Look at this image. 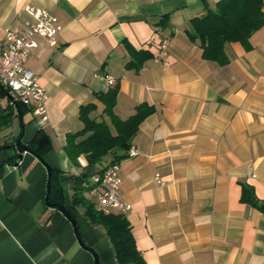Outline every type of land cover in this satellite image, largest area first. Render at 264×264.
I'll return each mask as SVG.
<instances>
[{
  "label": "crops",
  "instance_id": "crops-1",
  "mask_svg": "<svg viewBox=\"0 0 264 264\" xmlns=\"http://www.w3.org/2000/svg\"><path fill=\"white\" fill-rule=\"evenodd\" d=\"M218 1L0 0V45L7 29L22 27L27 6L62 25L57 45L37 38L26 62L47 95V122L26 107L20 119L13 106L11 123L0 126V264H94L90 250L98 264H118L104 230L71 206V179L86 175L88 188L113 155L91 166L80 156L74 167L63 151L66 135L83 128L82 106L94 104L91 118L114 132L97 98L110 89L106 77L118 86V118L142 103L154 107L131 142L138 155L120 170L124 216L145 264H264V211L240 200L252 188L264 203V26L248 49L226 45L227 65L203 60L185 30ZM139 51L151 58L128 67ZM9 105L0 94V116ZM40 130L51 143L41 158L59 173L82 245L70 221L45 204V166L7 148L19 136L29 147Z\"/></svg>",
  "mask_w": 264,
  "mask_h": 264
},
{
  "label": "trees",
  "instance_id": "trees-1",
  "mask_svg": "<svg viewBox=\"0 0 264 264\" xmlns=\"http://www.w3.org/2000/svg\"><path fill=\"white\" fill-rule=\"evenodd\" d=\"M263 3L264 0H219L213 10L206 8L202 16L191 19L185 33L188 39L201 49L203 60L225 66L229 61L225 53L226 45L239 43L248 49L252 34L264 26ZM166 18L167 16L158 23L159 27L165 24ZM149 58L151 54L147 52H136L128 67L138 70ZM0 94L5 95L1 87ZM117 94L118 86L115 85L106 93L97 96L104 105L103 113L110 119L114 132L105 122L91 118L90 114L95 110L94 104L80 107L79 119L83 123V128L78 132L68 133L63 146V151L72 166L79 167L80 156H84L90 166L99 164L110 154L113 155L110 164L123 160L140 124L154 113L153 106L142 103L135 107L132 116L124 120L118 118L113 112ZM13 106L10 104L8 108L2 110L0 126H8L11 123L14 117ZM15 106L21 113L24 106ZM29 148L34 154L43 157L51 150V143L48 136L40 130L30 142ZM58 174L52 169L49 203L63 204L65 207ZM86 183L87 177L84 174L71 179V206L81 208L82 215L92 225L104 230L118 264H145L125 216L114 212L105 214L95 211L93 205L84 198ZM240 200L264 211V203L255 197L252 188H244ZM65 208L70 212L69 207Z\"/></svg>",
  "mask_w": 264,
  "mask_h": 264
},
{
  "label": "built area",
  "instance_id": "built-area-1",
  "mask_svg": "<svg viewBox=\"0 0 264 264\" xmlns=\"http://www.w3.org/2000/svg\"><path fill=\"white\" fill-rule=\"evenodd\" d=\"M24 11L26 18L22 27L7 29L4 42L0 45V87L11 96L10 104L28 108L34 117L45 123L48 119L45 108L47 95L38 84L35 73L26 68V62L37 48V38H44L50 47L57 45V36L62 25L46 9L27 6ZM166 45L167 40H163L160 45L161 56H164ZM106 82L110 88L116 85L112 77H106ZM137 155V149L130 147L123 160ZM123 160L108 165L91 177L84 198L93 205L95 211L121 215L130 211V205L122 201L119 194ZM155 181L158 185L163 184L159 175L155 176Z\"/></svg>",
  "mask_w": 264,
  "mask_h": 264
},
{
  "label": "water",
  "instance_id": "water-1",
  "mask_svg": "<svg viewBox=\"0 0 264 264\" xmlns=\"http://www.w3.org/2000/svg\"><path fill=\"white\" fill-rule=\"evenodd\" d=\"M5 96H6L8 102L10 104L12 102L11 96L7 92H5ZM15 109L17 110L19 118L21 119L20 110L16 106H15ZM21 139H22V137L20 136L19 139H17L15 143L10 144L7 148L17 150V152H18L17 158L19 160L22 159V154L23 153H28V154L32 155L33 157H35L38 161H40L45 166V168L47 170V174H48V182H47V188H46L45 204L48 207L55 208V209L59 210L70 221V223L73 225V227L75 229L76 237L78 238V241L81 244L80 239H79V235H78V231H77V228H76V221L73 219V217L71 216L69 211L66 210V208L64 207L63 204H51V203H49V196H50V193H51V187L50 186H51L52 169L43 162V159L39 155L34 154L28 146L23 145L22 142H21ZM90 252L94 256V260H95L94 264H98L97 256L91 250H90Z\"/></svg>",
  "mask_w": 264,
  "mask_h": 264
}]
</instances>
